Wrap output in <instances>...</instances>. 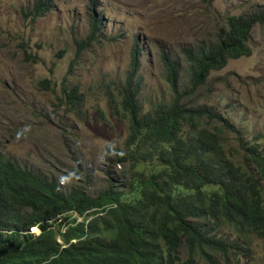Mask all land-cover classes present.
<instances>
[{"label": "trees", "instance_id": "16d2710c", "mask_svg": "<svg viewBox=\"0 0 264 264\" xmlns=\"http://www.w3.org/2000/svg\"><path fill=\"white\" fill-rule=\"evenodd\" d=\"M51 3L33 0L23 16L33 21ZM100 20L88 12L87 34L74 39L76 58L99 42ZM256 23H264V5L226 15L211 37L179 48L183 67L160 49L171 98L145 111L133 47L111 93L126 136L121 146L104 147L111 166L94 195L0 153V264H250L252 238L261 241L264 259V143L198 103L196 92L228 59L251 54L248 31ZM25 59L34 62L28 53ZM60 92V105L80 110L76 85L65 86L64 77Z\"/></svg>", "mask_w": 264, "mask_h": 264}, {"label": "rangeland", "instance_id": "374dc122", "mask_svg": "<svg viewBox=\"0 0 264 264\" xmlns=\"http://www.w3.org/2000/svg\"><path fill=\"white\" fill-rule=\"evenodd\" d=\"M32 1L0 0V153L62 187L81 185L92 195L104 186V170L111 166L104 147L121 146L126 136L111 93L125 77L133 47L139 50V103L145 111L171 98L160 49L183 67L181 46L211 37L226 15L264 5V0H52L47 13L30 21L23 13ZM90 11L101 18V37L76 58L74 39L87 34ZM248 32L251 54L228 59L196 92L198 103L245 137L259 134L262 144L264 23ZM64 77L65 86L76 85L83 94L80 110L60 105ZM230 144L235 147V140ZM250 248L247 263L264 264L261 241L252 238ZM179 253L185 255L183 246Z\"/></svg>", "mask_w": 264, "mask_h": 264}, {"label": "clouds", "instance_id": "9594fccd", "mask_svg": "<svg viewBox=\"0 0 264 264\" xmlns=\"http://www.w3.org/2000/svg\"><path fill=\"white\" fill-rule=\"evenodd\" d=\"M33 228H35V227H33ZM36 229V228H35ZM37 230V229H36ZM31 232V231H30Z\"/></svg>", "mask_w": 264, "mask_h": 264}]
</instances>
